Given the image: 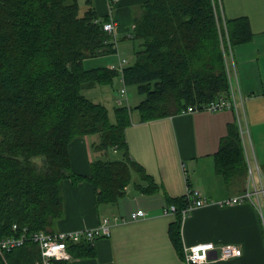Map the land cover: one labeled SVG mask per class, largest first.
Here are the masks:
<instances>
[{
    "label": "trees",
    "instance_id": "1",
    "mask_svg": "<svg viewBox=\"0 0 264 264\" xmlns=\"http://www.w3.org/2000/svg\"><path fill=\"white\" fill-rule=\"evenodd\" d=\"M84 4L0 0V239L20 235L24 227L55 231L65 215L67 178L75 185L89 181L97 205L117 202L129 186L158 191L154 177L130 155L126 130L133 112L148 121L228 94L225 52L254 37L249 18H227L219 0H145L132 35L141 42L123 71L125 84L136 86L142 97L134 106H116L112 119L107 105L83 91L121 77L108 66L84 65L87 58L115 52L104 28L109 15L100 14L94 0ZM88 135L96 136L92 145L101 156L112 149L120 157H99L90 175L77 174L71 145ZM246 159L232 123L215 154L216 170L228 181L245 178ZM188 203L186 196L170 201L178 209L170 235L180 252L181 210ZM68 249L77 256L93 254L86 240L69 242ZM40 257L39 245L28 240L0 253V264H36Z\"/></svg>",
    "mask_w": 264,
    "mask_h": 264
},
{
    "label": "crops",
    "instance_id": "2",
    "mask_svg": "<svg viewBox=\"0 0 264 264\" xmlns=\"http://www.w3.org/2000/svg\"><path fill=\"white\" fill-rule=\"evenodd\" d=\"M144 1L118 0L113 4L119 36L127 38L133 31ZM97 5L100 14L109 15L110 0H97ZM222 6L227 18L247 16L254 33L251 41L233 48L231 80L244 97L248 133L241 138L245 153L253 164H259L264 177V152L256 153L254 148V141L264 143V0H222ZM132 117L126 130L130 155L154 177L160 189L144 193L129 186L117 202L97 205L89 181L75 185L70 178L65 179V215L55 231L96 227L104 218H110L112 225L109 235L95 240L93 254L77 256L68 249L71 258L63 260L64 264H187L184 247L206 242L235 244L242 254L224 260L214 250L210 260L201 264H264V216L250 201L218 203L243 192L247 185L248 175L228 181L216 170L215 154L222 138L232 123L239 128L235 110L198 109L148 121L140 120L137 112ZM89 136L71 145L72 168L77 174L90 175L91 163L102 157L92 145L95 140L88 141ZM188 189L200 191L204 204L182 218L180 252L170 235L177 215L164 210ZM138 209L146 215L133 219L132 213Z\"/></svg>",
    "mask_w": 264,
    "mask_h": 264
},
{
    "label": "built area",
    "instance_id": "3",
    "mask_svg": "<svg viewBox=\"0 0 264 264\" xmlns=\"http://www.w3.org/2000/svg\"><path fill=\"white\" fill-rule=\"evenodd\" d=\"M112 5L110 6L109 20L105 22L104 28L111 34V41L113 42V48L118 51V22L113 17V4L118 0H110ZM221 5L222 2L219 0ZM222 8V7H221ZM135 25H133V28ZM132 38L133 33L127 34ZM233 59V49L229 45V51L225 52L226 66L230 79V90L226 95H220L216 99L202 106H188L181 112H192L198 109H207L211 111H219L223 109H234L239 125L241 136L244 138L248 133L247 122L244 111V97L241 95L239 89L233 84L231 80V65ZM129 64L126 58H122L119 55L118 63H111L108 67L112 70H117L121 74V80L125 84L123 77L124 68ZM121 93L126 94V88H121ZM119 104H123V99H118ZM249 164L247 185L243 192L227 197L218 203L220 205H233L242 203L245 201L252 202L257 209L264 216V177L262 176L259 164L252 163L251 157L246 155ZM189 200L188 205L181 210L182 218L187 217L190 212L204 204V200L201 198L200 191L188 189L185 195ZM165 214H176L178 212L177 206L171 204L164 210ZM146 215L145 210L138 209L132 213V218L137 219ZM119 218H115V222H119ZM124 221V220H123ZM112 220L110 218H104L102 223L96 227L80 228L69 231H35L29 232L27 227H24L20 235L8 236L0 239V253L3 255L4 251H10L16 247L22 246L26 241L32 240L36 242L41 251V257L36 261V264H53L54 260H67L71 258V254L68 251L69 242H80L83 240L89 241L94 244L95 240L103 235H109L111 230ZM14 229H17V225H14ZM217 252L219 259H230L232 257L240 256L242 249L235 244H224L217 246L213 242L197 243L191 246H185V261L187 264H201L210 260L211 252ZM199 256H205L203 261L199 260ZM193 257H196L193 260Z\"/></svg>",
    "mask_w": 264,
    "mask_h": 264
},
{
    "label": "rangeland",
    "instance_id": "4",
    "mask_svg": "<svg viewBox=\"0 0 264 264\" xmlns=\"http://www.w3.org/2000/svg\"><path fill=\"white\" fill-rule=\"evenodd\" d=\"M85 0H80L82 5V9L86 8L84 4ZM94 4L96 5L97 9L99 7L97 5V0H94ZM220 5V1H219ZM108 10V6H107ZM133 33V31L131 32ZM129 34V33H127ZM118 41V51L113 53L97 56V57H90L84 60V65L86 68H93L97 66H108L111 63H118L119 55L122 58H126L128 62H133L135 58V49L139 48L140 40L134 39L133 37L125 38L123 35L119 36ZM229 40V39H228ZM121 47V48H120ZM126 88V94L121 93V88ZM86 96L92 98L97 102H102L108 106L110 110V116L114 119V108L119 105L118 99H123V104L128 106H134L135 103L142 97L138 91L136 86L134 85H126L121 80L120 76H117L114 80V83L107 84V85H99L94 88L84 89L83 90ZM251 128V127H250ZM96 136H89L88 141L95 139ZM249 151H251V147H248ZM254 148L256 153L261 154L262 151L264 152V143L262 141H254ZM120 154L115 152L112 149H109L106 154H102L101 158L111 159V158H118Z\"/></svg>",
    "mask_w": 264,
    "mask_h": 264
},
{
    "label": "clouds",
    "instance_id": "5",
    "mask_svg": "<svg viewBox=\"0 0 264 264\" xmlns=\"http://www.w3.org/2000/svg\"><path fill=\"white\" fill-rule=\"evenodd\" d=\"M195 259H196V257H193V260H195ZM198 259L203 261L205 259V256H199Z\"/></svg>",
    "mask_w": 264,
    "mask_h": 264
}]
</instances>
